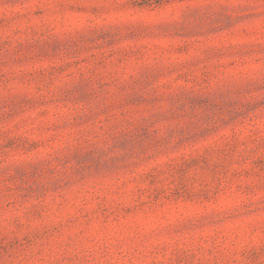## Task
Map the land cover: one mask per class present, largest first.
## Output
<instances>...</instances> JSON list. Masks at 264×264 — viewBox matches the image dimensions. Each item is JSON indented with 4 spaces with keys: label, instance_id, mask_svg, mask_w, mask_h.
<instances>
[{
    "label": "rangeland",
    "instance_id": "374dc122",
    "mask_svg": "<svg viewBox=\"0 0 264 264\" xmlns=\"http://www.w3.org/2000/svg\"><path fill=\"white\" fill-rule=\"evenodd\" d=\"M0 264H264V0H0Z\"/></svg>",
    "mask_w": 264,
    "mask_h": 264
}]
</instances>
